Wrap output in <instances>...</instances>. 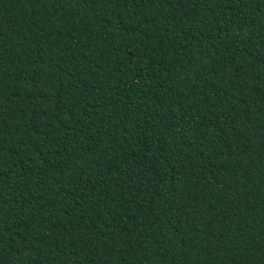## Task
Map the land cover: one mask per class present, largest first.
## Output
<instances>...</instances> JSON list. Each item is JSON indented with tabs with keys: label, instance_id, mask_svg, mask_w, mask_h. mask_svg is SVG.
Here are the masks:
<instances>
[{
	"label": "trees",
	"instance_id": "trees-1",
	"mask_svg": "<svg viewBox=\"0 0 264 264\" xmlns=\"http://www.w3.org/2000/svg\"><path fill=\"white\" fill-rule=\"evenodd\" d=\"M0 264H264V0H0Z\"/></svg>",
	"mask_w": 264,
	"mask_h": 264
}]
</instances>
